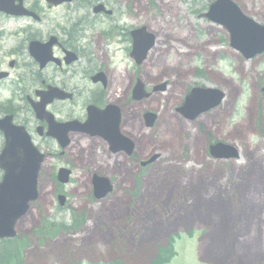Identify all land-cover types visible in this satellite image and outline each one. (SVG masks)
Segmentation results:
<instances>
[{"label": "rangeland", "instance_id": "rangeland-1", "mask_svg": "<svg viewBox=\"0 0 264 264\" xmlns=\"http://www.w3.org/2000/svg\"><path fill=\"white\" fill-rule=\"evenodd\" d=\"M121 1L157 39L151 79L169 86L151 106L158 115L154 149L166 156L135 181L122 168L103 207L89 199L87 184L72 180L64 189L69 210L54 203V239L44 243L31 235L38 236L32 231L51 204L46 185L47 201L17 225V234L30 239L26 264H148L171 237L176 256L169 264H264V54L245 62L231 50L226 32L199 17L207 11L204 0H172L177 9L170 12L168 0ZM232 1L264 25V0ZM26 26L0 15V68L11 59L22 64L25 53H9ZM169 42L178 56L167 52ZM195 86L217 88L225 98L189 123L174 110ZM140 138L138 151L146 153L149 141ZM215 142L237 148L239 159H211L207 149Z\"/></svg>", "mask_w": 264, "mask_h": 264}, {"label": "flooded vegetation", "instance_id": "flooded-vegetation-1", "mask_svg": "<svg viewBox=\"0 0 264 264\" xmlns=\"http://www.w3.org/2000/svg\"><path fill=\"white\" fill-rule=\"evenodd\" d=\"M23 6L32 16L21 17L27 26L20 32L22 38L16 50L9 55L20 52L25 55L22 64L11 59L0 68V78H3L0 97L6 90L13 96L8 103L0 101V118L9 117L14 126L28 135L42 156L37 184L39 192L51 184V204L47 209L54 210V163L58 168L70 169L78 183L90 184L93 175L108 178L112 191L100 201L99 207H103L113 193L122 168L127 178L135 180L141 171L148 173L166 156L165 152L154 149L157 119L154 126L147 128L144 118L145 113L154 111L151 106L159 93L151 92L142 100L133 97L138 83L147 92L150 86L153 88L159 83L151 79L155 66L150 59L158 51L157 39L144 57L139 58L138 52L145 50L147 41L135 55L132 32L142 27L149 29L137 17L129 16L132 6L121 0L114 3L112 0H73L59 7L43 0H23ZM97 6L102 8L95 12ZM58 9L64 11L56 12ZM45 11H50L51 16L45 15ZM123 19L127 22L124 25ZM31 42L51 43L50 52L45 49L44 58H33L29 50ZM172 50L178 56L169 42L167 52ZM16 72L20 76L15 85L20 87L12 91L8 83ZM165 83L168 88V82ZM49 89H54V95L48 93ZM14 102L17 103L14 105ZM36 106L44 112L37 115L33 110ZM108 107L110 120L107 122L89 115H101ZM113 134L123 139L113 145ZM140 136L149 141L150 149L146 153L138 151ZM2 148L0 134V151ZM155 154H158L156 161L142 166ZM78 166L84 168L79 176L74 172Z\"/></svg>", "mask_w": 264, "mask_h": 264}, {"label": "water", "instance_id": "water-1", "mask_svg": "<svg viewBox=\"0 0 264 264\" xmlns=\"http://www.w3.org/2000/svg\"><path fill=\"white\" fill-rule=\"evenodd\" d=\"M12 2L13 0H9L6 4L10 10L12 9ZM205 17L214 23L222 25L229 32L231 47L242 52L246 59L264 51V27H260L244 18L239 9L230 1L218 0L212 3ZM33 52L43 54L39 49H34ZM163 87L159 90H163ZM141 88H138L139 99L143 97L141 95ZM223 97V94L218 90L193 88L178 112L188 121H193L210 109L217 107ZM148 119L152 123L154 116L150 115ZM209 152L212 158L217 160H228L238 157L237 151L233 147L223 144H216L210 147ZM98 188L104 190V195L110 191L109 184L107 183L100 185ZM10 232L11 227H8L7 230H0V237L9 236Z\"/></svg>", "mask_w": 264, "mask_h": 264}, {"label": "trees", "instance_id": "trees-1", "mask_svg": "<svg viewBox=\"0 0 264 264\" xmlns=\"http://www.w3.org/2000/svg\"><path fill=\"white\" fill-rule=\"evenodd\" d=\"M173 238H171V239H169V241H168V249L166 250V251H160L161 252V254L160 255H162V256H165V260L167 259V257H171L172 255H173V253H172V245H173ZM164 260V261H165ZM8 261H11L10 259L9 260H7V259H3L2 258V256H0V264H20V261L18 260V258L16 257V258H14L13 260H12V262H9L8 263ZM116 264H118V263H116ZM154 264H160V263H154Z\"/></svg>", "mask_w": 264, "mask_h": 264}, {"label": "bare ground", "instance_id": "bare-ground-1", "mask_svg": "<svg viewBox=\"0 0 264 264\" xmlns=\"http://www.w3.org/2000/svg\"><path fill=\"white\" fill-rule=\"evenodd\" d=\"M167 8H168V11H174L177 9V6L175 4V2H173L172 0H168L167 2ZM211 52V50H209Z\"/></svg>", "mask_w": 264, "mask_h": 264}]
</instances>
